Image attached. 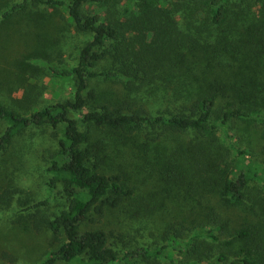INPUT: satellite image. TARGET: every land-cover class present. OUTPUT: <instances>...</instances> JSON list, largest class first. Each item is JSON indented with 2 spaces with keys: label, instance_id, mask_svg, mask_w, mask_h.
Segmentation results:
<instances>
[{
  "label": "trees",
  "instance_id": "16d2710c",
  "mask_svg": "<svg viewBox=\"0 0 264 264\" xmlns=\"http://www.w3.org/2000/svg\"><path fill=\"white\" fill-rule=\"evenodd\" d=\"M40 7L59 10L87 39L60 65L45 59L61 57L47 40L30 50L70 96L29 112L0 98L8 124L0 154L33 126H50L59 141L45 170L49 186L61 184L60 209L0 186V209L15 207L13 223L58 244L39 264L80 256L86 264H264V145L253 154L237 141L243 124L264 135V0H0V40L22 15L37 12L39 23ZM8 72L7 87L16 89L33 77ZM97 76L117 81L123 95L106 96ZM109 149L128 158L115 173L103 168ZM130 168L143 174L136 185L149 181L158 194L143 216L167 200L196 216L122 252L111 231L90 223L134 203L123 175ZM230 213L241 220L233 224Z\"/></svg>",
  "mask_w": 264,
  "mask_h": 264
},
{
  "label": "rangeland",
  "instance_id": "374dc122",
  "mask_svg": "<svg viewBox=\"0 0 264 264\" xmlns=\"http://www.w3.org/2000/svg\"><path fill=\"white\" fill-rule=\"evenodd\" d=\"M36 9V8H34ZM40 22L35 23L33 14L22 15L8 29V34L0 40V98L8 105L18 108L20 111L29 112L34 107H43L55 101H61L70 96V86L67 82H60L53 78L45 63L40 59L30 57V50L41 38L55 46L56 51L61 53V57L45 55V59L50 57L51 63L60 65L61 60L73 59V52L76 47L82 45L86 40V35L76 33L73 27L60 17V11L51 8H38ZM33 46V47H32ZM32 47V48H31ZM23 61V67L20 63ZM36 69V70H32ZM8 70L33 77L29 78L28 86L7 87L6 80ZM32 70V71H31ZM94 84L102 90L106 96L119 97L123 95V88L115 80H108L103 76H97ZM26 92V95H25ZM159 102L153 103L157 108ZM73 117H78L79 112H71ZM243 124L238 128V144L241 148H247L253 154H260L264 145V135L262 131L256 129L251 124ZM8 124L0 118V135L5 131ZM264 132V131H263ZM60 134V132H59ZM58 137L52 136V128L48 125L27 128L23 134L15 140L12 147L5 153L0 154V186H18L31 191L38 199H46L47 207L51 211H57L64 203L65 199L61 193V184L54 182L49 186L50 175L45 170L48 155L58 147ZM121 152L109 149L105 159L104 170L108 173L117 172V168L123 158ZM128 160V158H125ZM124 175V181L134 187V203L122 206L113 211H107L103 218H95L90 226H102L110 232L109 238L113 243L117 242L124 249L130 250L140 245L150 244L160 240L162 230L175 220L185 218L187 224L192 225L194 213L191 214L184 207L174 206L168 200L160 208L151 210L149 215L143 216L152 203L157 200L158 194H154V189L148 183L142 186L136 185L143 174L131 168ZM138 194L144 200L137 198ZM199 199V198H197ZM143 204L146 208L135 205ZM149 203V204H147ZM196 203V202H195ZM197 204V203H196ZM205 205V203H203ZM163 207V208H162ZM16 215L15 207L10 209H0V264H39L45 257L48 250L55 249L57 243L53 242L49 232H36L32 229H24L13 223ZM233 224L241 219L237 214L230 213ZM98 221V222H97ZM193 229L188 233L191 235ZM216 232V231H215ZM6 252L13 260L1 255ZM179 258L182 256L179 255ZM138 256L134 259L138 260ZM56 264H86V259L80 256L75 261H57ZM120 264H124L121 262ZM138 264H146L140 261Z\"/></svg>",
  "mask_w": 264,
  "mask_h": 264
}]
</instances>
